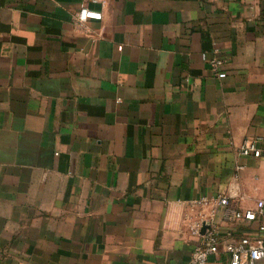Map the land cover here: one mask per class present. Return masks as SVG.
<instances>
[{
    "label": "crops",
    "instance_id": "crops-1",
    "mask_svg": "<svg viewBox=\"0 0 264 264\" xmlns=\"http://www.w3.org/2000/svg\"><path fill=\"white\" fill-rule=\"evenodd\" d=\"M220 193L264 200V0H0V264L185 262L211 224L227 264L258 231Z\"/></svg>",
    "mask_w": 264,
    "mask_h": 264
},
{
    "label": "built area",
    "instance_id": "built-area-1",
    "mask_svg": "<svg viewBox=\"0 0 264 264\" xmlns=\"http://www.w3.org/2000/svg\"><path fill=\"white\" fill-rule=\"evenodd\" d=\"M101 13L92 10L85 5H81L74 15V20L77 23H82L89 18L99 19ZM224 58L215 50L212 57L209 59L211 72L217 77H224L223 70ZM260 137L242 139L238 153L240 155H251L259 157L263 151L260 147ZM241 165L238 166L240 168ZM218 203L224 207V220H247L257 222L258 235L241 236L237 241H228L223 244V250L227 254V264H258L264 259V200H256L255 206H233L229 198L220 193L217 195ZM217 226L211 224L210 228L201 235V240L193 248L190 257L185 262L173 261L170 264H208L209 256L219 253V239ZM193 233H198V225H195Z\"/></svg>",
    "mask_w": 264,
    "mask_h": 264
},
{
    "label": "water",
    "instance_id": "water-1",
    "mask_svg": "<svg viewBox=\"0 0 264 264\" xmlns=\"http://www.w3.org/2000/svg\"><path fill=\"white\" fill-rule=\"evenodd\" d=\"M204 225V227H206V224H203Z\"/></svg>",
    "mask_w": 264,
    "mask_h": 264
}]
</instances>
